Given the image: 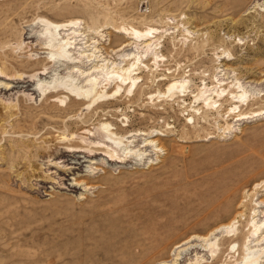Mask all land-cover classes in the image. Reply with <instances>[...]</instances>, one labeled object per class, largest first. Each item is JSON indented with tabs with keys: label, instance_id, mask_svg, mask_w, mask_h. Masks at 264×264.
<instances>
[{
	"label": "rangeland",
	"instance_id": "1",
	"mask_svg": "<svg viewBox=\"0 0 264 264\" xmlns=\"http://www.w3.org/2000/svg\"><path fill=\"white\" fill-rule=\"evenodd\" d=\"M39 19L74 26L57 35L75 38L69 65L45 50ZM132 61L137 80L122 81ZM87 80L107 96L88 110L57 100L56 84ZM103 123L124 142L136 132L125 152L144 157L123 150L89 170L91 158L60 153L98 146ZM146 133L165 151L139 150ZM255 203L261 220L264 0H0V264H153L205 242L195 264H240ZM239 212L234 236L210 235Z\"/></svg>",
	"mask_w": 264,
	"mask_h": 264
},
{
	"label": "bare ground",
	"instance_id": "2",
	"mask_svg": "<svg viewBox=\"0 0 264 264\" xmlns=\"http://www.w3.org/2000/svg\"><path fill=\"white\" fill-rule=\"evenodd\" d=\"M34 24V23H33ZM76 24V23H75ZM36 25H38V26H40L41 28H42V30H41V33H40V38H44V45L46 46V48L45 47H42V48H45V50L46 51H49V52H53L54 54V56H56L55 57V59H57V61L59 60V61H61V62H63V63H68V65L71 63L70 62V60H67V55H66V50H65V48L67 47V46H70L71 45V43H68V41L69 40H72L73 38H71V39H64L63 37L62 38H60V40L57 38V35L58 36H61V35H63V34H61L63 31H64V33H65V31H67L66 30V28L69 26L70 28L73 26V25H69V23H62V24H54V23H51V22H49V21H47V20H45V19H39V21L37 22V24ZM74 27V26H73ZM36 28V27H35ZM38 28V27H37ZM152 30V29H151ZM70 31V30H69ZM57 32V33H56ZM126 32H128V31H126ZM147 33V32H146ZM128 34V38L129 39H131V40H145L146 42H148V41H150L149 39L150 38H148V37H145V35L143 34V32H138V31H135V30H132L130 33L128 32L127 33ZM126 33H125V35H127ZM141 34H143V35H141ZM150 34V33H149ZM148 34V35H149ZM73 35V34H72ZM147 35V34H146ZM147 35V36H148ZM141 36V37H140ZM144 37V38H143ZM75 39V38H74ZM73 39V40H74ZM63 40V41H62ZM68 40V41H67ZM138 41V42H139ZM70 42V41H69ZM72 44H73V42H72ZM44 50V49H43ZM68 51L67 52H69L70 50H71V47H69L68 49H67ZM135 60H136V58H135ZM134 60V61H135ZM134 61H132V65H130V64H128V66H127V68L125 69V70H123L122 72L124 73L123 75H121L123 78H124V80H122V81H130L131 83H133V81H135V80H137V79H133V78H135L133 75L131 76V73H132V71H130V69H131V66H133V65H135L134 66V70H140L139 68H138V64L136 65L135 63H133ZM138 61V60H137ZM136 62V61H135ZM130 63V62H129ZM74 64V63H73ZM74 67V66H73ZM138 72V71H137ZM43 73V72H42ZM42 73H39L40 75L42 74ZM46 73V72H45ZM48 74V73H47ZM46 74V75H47ZM137 74V73H136ZM43 75H44V73H43ZM4 76V75H3ZM33 77H35V76H33ZM133 77V78H132ZM32 79V78H31ZM133 80V81H132ZM32 81H34V80H32ZM30 82H31V80H30ZM39 82H40V80H39ZM129 83V82H128ZM33 84V83H32ZM54 86V85H53ZM52 86V87H53ZM94 86H95V82L94 81H92V80H87V81H84V86H82L81 88H79V87H77L76 85H73V84H71L70 83V85H68L67 83H64V84H62V83H60V84H56L53 88H55V89H57V92H58V94H60L59 95V97L57 98V100L60 98V96H62V95H65V96H67V97H70L71 99H72V102L71 103H76V104H78V105H80V104H82L83 103V109L82 110H84L85 108H86V110H88L87 109V107H89V106H92V104H94V103H96L97 102V99L98 98H102V97H104V96H107L106 94L105 95H102V96H100V92L99 93H97V91L96 90H94ZM121 86V85H120ZM180 86H178L177 85V82H175V83H171V84H169L168 86H167V88H166V92L164 93V94H166V93H171L175 88L177 89V88H179ZM50 87H48V89H49ZM117 89V88H116ZM120 89V88H119ZM218 89V88H217ZM33 91L34 92H36V93H39L40 91H41V93H43L44 92V90H42V88H38V87H34V89H33ZM43 91V92H42ZM102 92V91H101ZM102 93H104V92H102ZM214 93V92H213ZM57 94V93H56ZM114 94V93H113ZM112 94V95H113ZM177 94V93H176ZM185 94V93H184ZM236 94V93H235ZM245 93H240V95H238V94H236L233 98H235V100L233 99V101H232V103L234 104V102L235 103H239V102H241L242 101V98H244L243 97V95H244ZM173 95V93L171 94V96ZM179 95V94H178ZM109 96H111V95H109ZM176 96V95H175ZM179 97V96H178ZM181 97H182V95H181ZM199 97V96H198ZM63 98V97H62ZM68 99V98H67ZM197 99V98H196ZM246 99V98H245ZM58 101H61L60 99L58 100ZM63 101L65 102V100L63 99ZM70 101V100H69ZM198 102V101H197ZM243 102V101H242ZM241 102V103H242ZM70 103V104H71ZM243 104V103H242ZM68 105V104H67ZM71 106V105H70ZM82 106V105H81ZM234 107H235V105H233ZM233 106H232V108H233ZM236 106H238L239 107V105H236ZM242 106V105H241ZM74 107V106H73ZM194 108V107H193ZM232 108H231V110H232ZM65 109V108H64ZM71 109V108H70ZM196 110V109H195ZM235 110V109H234ZM194 111V110H193ZM233 111V110H232ZM64 112H65V110H64ZM236 112V111H235ZM193 113V112H192ZM196 113V112H195ZM234 113V112H233ZM237 114L239 113V112H236ZM231 116V115H230ZM235 116H237L238 117V119L237 118H235V121H236V119H237V122H240V120L239 119H241V120H243V118H244V116H242V117H239V116H241V113H239V115H234V117ZM192 118V117H191ZM246 118V117H245ZM239 120V121H238ZM245 120V119H244ZM232 121V120H231ZM242 122V121H241ZM110 126V125H109ZM107 124H105V123H103L102 125H100V130L105 134V136L103 137L104 139L102 140V141H100V142H98L97 141V145L98 146H94L95 145V142H94V140H96L95 138L94 139H92L93 138V136H92V138L91 139H89L90 140V142L88 143V144H90V145H92V144H94V145H92V146H87L86 148L84 147V146H80V143L81 142H79V146L76 144V143H74V142H76V141H73V142H69V143H67V148H71V149H65V148H62V150L60 151V153L63 155H71V154H73V155H75V154H83L85 157H89V158H91V164H90V166H89V170H92V167H91V165H95V166H100V165H104V160H106L107 162H116V161H118L119 159H114V157H116L117 155H115V154H119V152H122L123 150V155L124 156H126V157H131L133 160H134V158H142V157H144L143 155V153H141V154H136V157H135V152L133 151L132 153L130 152L133 148H135L136 147V145H137V140L135 139V137L137 136V133L135 132V134L134 133H132V135L131 136H129L128 135V137L127 138H129L131 141H125L124 142V140H120V139H117L118 137H115L114 138V135L116 136V134L115 133H110L109 131H108V127H109ZM111 127V126H110ZM109 130H110V128H109ZM86 131V130H85ZM88 134H89V132H87ZM100 133V132H99ZM154 133V132H153ZM101 134L102 133H100L99 134V136H101ZM143 136L144 137V134L142 133V134H139V136ZM154 135V134H153ZM152 135V133H146L145 134V136L147 137V138H145V140H143L144 141V143H142V144H145L143 147H141V148H139V150H142L143 148H155V149H159V150H162V151H165V149H164V147H163V145L161 144V141H159L158 139H149V138H152V137H155V136H157L158 134H155V136H153ZM70 136V135H69ZM73 137V135H71V138ZM121 137V136H120ZM138 137V136H137ZM62 138V137H61ZM74 138V137H73ZM107 138V139H106ZM63 139V138H62ZM64 139H65V141L66 142H68L67 140L69 139H66L65 138V135H64ZM88 139V138H87ZM99 139V138H98ZM70 140V139H69ZM64 141V142H65ZM85 141H87V140H85ZM84 142V141H83ZM122 142H124L125 144H124V146L122 145L123 143ZM136 144V145H134V144ZM131 144H133V148L127 153V152H125L130 146H131ZM125 149H124V148ZM132 147V146H131ZM130 147V148H131ZM137 148V147H136ZM146 149L143 151V152H145L146 151ZM154 149V150H155ZM128 151V150H127ZM153 151V150H152ZM139 152H141V151H139ZM148 152V151H147ZM151 152V151H150ZM158 152V151H157ZM157 152H155V153H157ZM161 152V151H160ZM159 152V153H160ZM137 153V152H136ZM149 153V152H148ZM121 154V155H122ZM146 154V153H145ZM164 154H166V153H164ZM72 155V156H73ZM149 155H150V153H149ZM153 155V154H152ZM100 156V158L99 159H95L96 157H99ZM123 156V157H124ZM140 156H142V157H140ZM154 156V155H153ZM160 156H161V154H160ZM120 157H122V156H119V158ZM126 157H125V159H126ZM146 157V156H145ZM152 157V156H151ZM154 158V157H153ZM124 159V161L126 162V160ZM144 159V158H143ZM146 159V158H145ZM150 159V158H149ZM157 159V158H156ZM94 160H95V162H94ZM120 160H122V158L120 159ZM137 160V159H136ZM128 161V160H127ZM138 161V160H137ZM124 162V163H125ZM139 162V161H138ZM142 162H143V160H142ZM152 163V162H151ZM148 164V163H147ZM146 164V165H147ZM153 165V164H152ZM68 170H69V168H68ZM67 170V171H68ZM96 170V169H95ZM94 171V170H93ZM92 173V172H91ZM75 181V183H76V185H81L84 189H89V188H87V187H85L86 185L85 184H87L86 182H85V179H81V180H77V179H75L74 180ZM255 187H258V185L257 186H255ZM263 187V186H262ZM253 190H254V188H253ZM253 190H252V192H253ZM252 192L250 191V193L252 194ZM256 191H254V193H255ZM244 194H246V193H244ZM250 194V195H251ZM249 195V194H248ZM253 195V194H252ZM251 195V197H253V196H255V195H257V194H255V195H253L252 196ZM245 196V195H244ZM246 198L248 199V196L246 195ZM245 198V200H247ZM254 198V197H253ZM245 200L243 199L242 200V202H241V205L238 207V209H240L241 207L243 208L244 207V205H245ZM248 200H250V199H248ZM247 200V201H248ZM256 200V199H255ZM254 200V201H255ZM246 201V202H247ZM260 209V206L259 205H257L256 203L255 204H253V208H251V213H250V217H249V220H248V224H247V226H248V233L246 234V236L243 238V241H242V243H241V246H240V252H241V261H240V264H260V262H259V259H260V255H262V253H263V251H264V217L261 219V220H259V210ZM243 214L244 213H242V212H239V213H237L236 215H235V217L231 220V222L229 223V224H226V225H222V226H219V227H217V228H215L214 230H212V232L210 233V235H232V236H234L235 235V233L234 232H232V229L236 226V224H237V219H241V218H243ZM244 216H245V214H244ZM245 218V217H244ZM241 221V220H240ZM243 221V220H242ZM233 238V237H232ZM190 241V240H189ZM206 241V240H205ZM208 241V240H207ZM207 242H205L202 246H199V247H193V248H190L189 246H187L188 247V249H185L184 251H179V253L177 252L174 256H173V258L171 257V259L169 258L170 256H167V254H166V252L164 251L163 252V250H162V252H160V253H157V254H155L154 256L156 257V258H158L153 264H184L185 263V259H186V257H188V256H190L192 253H195V256H196V259L194 260V261H189L190 262V264H195V263H197L199 260L198 259H201V258H199L200 257V254H202L203 252L205 253V252H207L208 250H209V248H213V246H212V243H207ZM188 244V243H187ZM181 247V246H180ZM261 247V249H258V248H260ZM166 248H168V247H166ZM258 249V250H257ZM165 250V249H164ZM185 252V253H184ZM184 253V254H183ZM258 253H259V255H258ZM198 254H199V257H198ZM264 254V253H263ZM184 256V257H183ZM202 258L204 257V256H201ZM170 259V260H169ZM153 261V260H152ZM147 263V262H146ZM142 264V263H141ZM144 264H145V262H144ZM148 264V263H147Z\"/></svg>",
	"mask_w": 264,
	"mask_h": 264
}]
</instances>
